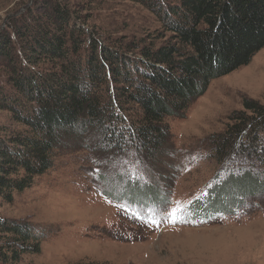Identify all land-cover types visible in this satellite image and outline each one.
Returning <instances> with one entry per match:
<instances>
[{
	"label": "rangeland",
	"instance_id": "1",
	"mask_svg": "<svg viewBox=\"0 0 264 264\" xmlns=\"http://www.w3.org/2000/svg\"><path fill=\"white\" fill-rule=\"evenodd\" d=\"M39 1L0 0V31ZM61 1L104 44L137 53L167 40L159 17L140 2ZM249 99L264 105V48L214 79L182 115L165 118L167 142L154 159L132 140L107 152L94 132L60 150L50 170L0 206V215L45 232L39 250L18 264H264V190L236 185L251 187L248 171L264 184V162L224 145ZM0 126L23 129L4 110ZM233 176L232 210L208 211L212 193Z\"/></svg>",
	"mask_w": 264,
	"mask_h": 264
},
{
	"label": "trees",
	"instance_id": "2",
	"mask_svg": "<svg viewBox=\"0 0 264 264\" xmlns=\"http://www.w3.org/2000/svg\"><path fill=\"white\" fill-rule=\"evenodd\" d=\"M134 1L159 17L166 42L137 53L104 44L61 0L36 2L0 31V110L23 126H0V206L90 132L107 152L132 140L154 159L167 142L165 118L182 115L214 79L248 65L264 48V0ZM244 106L224 145L264 162V105L249 99ZM244 175L252 185L236 184L241 192L264 190L252 172ZM234 178L215 189L208 211L232 210ZM44 235L30 221L0 215V262L18 264L23 253L39 250Z\"/></svg>",
	"mask_w": 264,
	"mask_h": 264
}]
</instances>
